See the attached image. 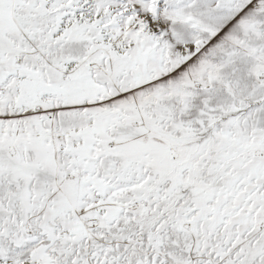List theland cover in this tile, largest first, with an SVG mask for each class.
Returning a JSON list of instances; mask_svg holds the SVG:
<instances>
[{
	"label": "snow or ice",
	"instance_id": "6c2138e0",
	"mask_svg": "<svg viewBox=\"0 0 264 264\" xmlns=\"http://www.w3.org/2000/svg\"><path fill=\"white\" fill-rule=\"evenodd\" d=\"M0 264H264V0H0Z\"/></svg>",
	"mask_w": 264,
	"mask_h": 264
}]
</instances>
